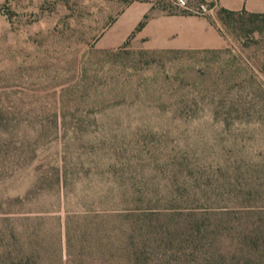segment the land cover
<instances>
[{
  "label": "rangeland",
  "instance_id": "374dc122",
  "mask_svg": "<svg viewBox=\"0 0 264 264\" xmlns=\"http://www.w3.org/2000/svg\"><path fill=\"white\" fill-rule=\"evenodd\" d=\"M187 1L210 10L169 0H0V241L33 231L38 264H132L143 247L146 264H264V241L248 239L255 215L238 211L264 204V18ZM8 102L23 108L2 112ZM56 160L75 181L74 198L98 194L111 170L127 176V165L148 173L157 198L168 168L196 197L176 210L160 198L139 223L111 220L103 241H80L75 227L68 251L62 209L74 198L61 199L62 209L49 191L4 202Z\"/></svg>",
  "mask_w": 264,
  "mask_h": 264
},
{
  "label": "trees",
  "instance_id": "16d2710c",
  "mask_svg": "<svg viewBox=\"0 0 264 264\" xmlns=\"http://www.w3.org/2000/svg\"><path fill=\"white\" fill-rule=\"evenodd\" d=\"M222 11L227 14L231 13V11L223 9ZM242 11L249 16L264 18V13ZM22 108L23 107L19 104H10L8 102L5 104L2 112L5 111L8 113L21 110ZM37 108L38 110H43L45 106L39 105ZM241 108H247V106L242 103ZM24 143H26V141ZM94 164L96 163L94 162ZM130 166L127 165V170L123 169L124 173L127 172V176H121L118 170H111L109 174L112 173L114 176L111 177V175L110 177H107L106 184H103L98 194L90 195L87 198L84 194H81L75 195L74 198V196L67 195V190L69 189V184H75V181H71V179L68 178L69 174L66 166L61 165L60 160H56L47 168V170H43L41 167L36 169L39 174L31 187L27 189L23 195L6 197L4 202L8 205H12L16 201H30V199L42 198L43 193L49 191L48 198L51 202L50 206L54 209H62L59 207L61 199H65V204H68L67 202L72 201L71 198H74L73 203L76 204V206L69 208L70 206L65 205L63 207V219L61 222V225L64 228L63 240L65 247L70 251L71 233L75 227L82 228L77 234L80 241H83L85 238L87 240L92 239L93 241H103L102 239L104 236L102 231L104 229V224H109L111 220L126 215V218H131L133 219L132 221L135 220L134 222L139 223V221H143V217L147 212H156L162 208L157 205L160 198L165 200V204L169 205L168 208L170 210H176L177 206H180V202L191 203L196 197V195H192L194 193L190 194L188 191L191 187L193 188L194 184H192L190 188L186 187L184 182L178 181L173 170L168 168L164 176L160 179V181L162 180L161 185L158 184V188L161 187L160 189L164 191V193L162 194V197L157 198V193H154L155 190H150L147 186L149 177L146 178V176H148V173L145 174L142 168L138 165L133 166V168H129ZM42 173L44 174L42 175ZM84 182V184H86L85 180ZM112 189H116L119 193H109ZM200 198L204 197L200 196ZM222 198L223 197H221V199ZM253 198V196H250V194L247 193L244 200L255 201ZM247 206L249 205H241V203H239L238 211L242 212L243 210H246ZM252 206L255 207L256 205L254 204ZM84 229L85 231H83ZM32 232L33 231H27L24 242H19V238L15 233H10L8 235L9 241H0V263L1 261L6 260L13 261L12 264H16V262L17 264H38L36 263V256L41 253L40 249L43 244L40 243L39 237L33 235ZM97 232L98 234H96ZM132 237V235H129V237H127L129 240L127 241H132ZM138 237L140 238L139 241H147L145 233H140ZM248 239L249 241H256L255 234ZM257 245L256 241L255 247ZM143 248H138L131 252L132 258L129 260L130 263L146 264L143 257ZM80 251L81 248L78 252ZM62 264H64V262H62Z\"/></svg>",
  "mask_w": 264,
  "mask_h": 264
},
{
  "label": "crops",
  "instance_id": "0c3cea01",
  "mask_svg": "<svg viewBox=\"0 0 264 264\" xmlns=\"http://www.w3.org/2000/svg\"><path fill=\"white\" fill-rule=\"evenodd\" d=\"M219 4L227 9H242L250 13H264V0H240V3L234 5L232 0L230 2ZM254 216L255 221V240L264 241V204L256 205L255 207H247L246 211ZM252 237V236H250Z\"/></svg>",
  "mask_w": 264,
  "mask_h": 264
},
{
  "label": "built area",
  "instance_id": "2783aa9c",
  "mask_svg": "<svg viewBox=\"0 0 264 264\" xmlns=\"http://www.w3.org/2000/svg\"><path fill=\"white\" fill-rule=\"evenodd\" d=\"M172 4L182 9H191L200 13H205L210 10V7L207 4L199 3L196 5L190 6L187 0H169Z\"/></svg>",
  "mask_w": 264,
  "mask_h": 264
}]
</instances>
